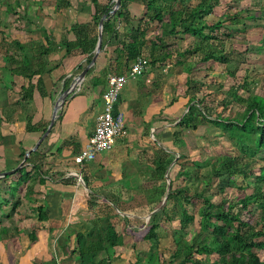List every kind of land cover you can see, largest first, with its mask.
Returning <instances> with one entry per match:
<instances>
[{
    "label": "crops",
    "instance_id": "crops-1",
    "mask_svg": "<svg viewBox=\"0 0 264 264\" xmlns=\"http://www.w3.org/2000/svg\"><path fill=\"white\" fill-rule=\"evenodd\" d=\"M109 1L97 0L102 5ZM126 9L132 22L118 25L114 44L98 54L93 70L78 83L80 89L68 92L49 132L29 153L30 161L23 163L27 151L41 137V127L49 124L65 83L71 87L87 64L86 54H66L63 46H57L47 58L59 64L42 75L46 91L42 96L36 87L38 75L29 79L13 72L26 55L15 42L46 44L47 36L58 45L63 38L73 40L71 26L90 21L94 5L92 0H0V172L14 170L0 176V264H81L76 260V233L86 231L88 220L101 215L106 205L112 207L111 213L118 214L114 217L119 220L116 227L123 235V244L115 249L112 264H119L123 257L127 264H133L129 252L134 257L137 246L130 237L140 234V239H133L138 246L147 241L143 235L153 210L146 217L131 209L153 207L158 200L148 202L152 189L169 184L170 179L178 185L180 164L201 161L197 158L201 142L197 147L195 139L191 146L185 137L198 126L183 128L178 124L193 94H172L177 82L186 85V74L170 62L149 63L142 75L128 79L116 104L124 113L126 133L114 141L110 150L81 164L74 161L93 133L110 73L104 84L93 86L91 80L108 65L117 40L125 39L137 24L144 3L130 0ZM156 33V22L150 23L147 37ZM31 54L37 55L35 49ZM78 65L83 68L78 69ZM29 82L34 85L32 99L22 100V87ZM28 119L36 126L34 130L26 129ZM165 157L172 161L164 182L156 177L155 170ZM202 172L198 169V174ZM150 246L146 244V251ZM100 257L101 254L97 258Z\"/></svg>",
    "mask_w": 264,
    "mask_h": 264
},
{
    "label": "trees",
    "instance_id": "trees-1",
    "mask_svg": "<svg viewBox=\"0 0 264 264\" xmlns=\"http://www.w3.org/2000/svg\"><path fill=\"white\" fill-rule=\"evenodd\" d=\"M114 1L110 0L102 5L97 0H92L94 12L91 20L71 26L70 30L75 36L73 40L63 38L58 45L47 36L46 44L39 43L34 46V44L15 42V45L26 55L13 72L29 79L38 75L36 87L44 96L46 91L43 87L42 75L49 73L59 64V62L52 64L47 58L53 49L63 46L66 54L79 51L86 54L85 60L88 64L95 51L98 23L102 16L105 18L102 23L101 51H106V46L114 44L118 37L119 24L123 21L126 24L132 22V17L126 9V4L130 0H121L120 6L112 12ZM141 1L144 3L142 16L137 19V24L129 29L125 39L117 40L118 45L114 47L108 65L101 70L99 76L92 78L91 83L93 86L104 84L108 73H125L137 56L147 59L148 65L170 62L173 67L186 74V92L189 93L191 87H194L195 92L187 101V110L179 120V126L195 128L198 126L197 119L201 118L218 128V134L228 137L235 146L236 153L223 152L201 161H184L176 174L181 178V183L174 186L173 179H170L169 184H161L160 187L150 191L154 197L150 195L148 202L158 200L162 204L153 209L148 220V230L143 235V239L149 241L151 246L143 254H136L133 264H207L204 258L198 255L207 256L214 252L220 257V264H264V258L261 259L254 251V249H264V218L251 223L246 217L255 213L257 209L264 211V176L261 173L255 174L251 167L252 155H262L264 158V88L263 94L252 91L256 80L246 71L237 85H232L226 90H221V83L214 82L216 85L214 90L222 93V97L216 102L217 107L220 108L218 109L207 105L205 101L207 93H203L200 97L196 95L197 91L203 87L209 88L211 85L193 75L197 70L208 71L222 67L223 74L235 76V66L224 48L226 37H231L234 30L233 27L225 24L226 22H230L231 25L242 23L234 29L244 31L245 22L256 18L252 13H247L245 17L233 13L216 21L208 20L207 16L215 7V3L211 0ZM256 3H259V0L252 1L253 5ZM153 22L158 26V33L147 37L148 28ZM185 35L193 38L192 45L180 48L170 44L169 38H183ZM32 49H35L37 55H30ZM196 54L200 57L194 61ZM93 65L88 68L87 74L93 70ZM82 68V65H78V69ZM66 84L65 88H67ZM33 88L31 82L23 86L21 99H32ZM235 104L241 107V111L233 116L230 113ZM227 110L228 116L224 113L228 112ZM47 126L48 122L43 124L41 134ZM35 128L36 126L28 119L26 129L31 131ZM28 155L23 163L30 161L31 154ZM171 161L172 159L168 160L165 157L156 167V177L164 182V174ZM34 166L38 167V165ZM198 169L203 170L201 175L198 174ZM262 169L264 165L260 170ZM200 176L203 186L199 189ZM237 176L243 180L239 185L236 183ZM250 177L254 178L252 183L247 181ZM233 185L240 190L250 187V191L234 202L225 198L215 202L207 193L212 187L221 193L225 187ZM164 196L165 200H163ZM170 200L175 206L171 212L176 215L178 221V227L174 228L173 232L185 233L198 216L199 229L209 235L207 240L199 242L197 238L190 241L173 238L172 249H168L167 252L160 250L158 247L160 226L156 218L159 215H163L165 220L173 218V215L166 210ZM105 207L108 208L101 215L97 214L88 220L86 231L76 233V260L81 264H112L115 249L123 244L122 232L116 227L117 219L114 218L118 214L111 213L110 205ZM100 254L102 257L98 259ZM166 254L169 256L165 257Z\"/></svg>",
    "mask_w": 264,
    "mask_h": 264
},
{
    "label": "rangeland",
    "instance_id": "rangeland-1",
    "mask_svg": "<svg viewBox=\"0 0 264 264\" xmlns=\"http://www.w3.org/2000/svg\"><path fill=\"white\" fill-rule=\"evenodd\" d=\"M252 1L256 2V0H211L212 3H215V7L213 8V11L207 16L208 20L216 21L218 19H223L226 15H232L233 13H238V15L243 16L247 13H252L256 19H254L253 21H246V28L244 31H238L234 29V27L241 26L242 23L237 25H231L230 22H226L225 24L233 27L234 30L232 32L231 37H226L224 48L226 49V51H228V55L232 59V64L235 66V76H230L225 73L223 74V72H221L222 67H220L219 69H213L208 71L197 70L193 72V75H196L197 79H200L201 81L209 83L211 85L209 88L203 87L200 91L196 92V95L198 97L203 95V93H207L205 101L209 107H217L216 102H218V100L222 97V93L217 90H214V87H216V85H214V82L221 83V90H226L232 85H237L238 82L241 81V78L244 75L245 71L256 80V85L255 87H252V91L263 94L262 89L264 88V0H259V3H256L254 5L252 4ZM225 31H228V29H225ZM192 43L193 38L186 35L183 38L170 39L171 45L180 48L188 47L189 45H192ZM199 57L200 55L196 54V56H194V61L198 60ZM175 71L176 72L173 73L176 74L177 70ZM186 90L187 87L182 83V81L181 83L177 82V86L175 87L174 91H172V94L174 95L176 94V92H178V94L183 95ZM193 90L194 87H191L189 89L191 94L194 92ZM217 108L220 109L219 107ZM240 111L241 107L235 104L232 106V111L230 114L235 116L240 113ZM224 113L228 116L229 111ZM197 120L198 127L196 131L190 130L187 134H185V137L188 145L190 144L191 146L194 144L195 139L197 142V147L200 146L199 141L201 142V150L197 152V154L199 153L197 155V158L199 160L223 152H228L232 154L236 153V150L234 148L235 146H233L231 143L232 141L229 140L228 137L218 134V128H216L213 124L209 122L203 121L201 118H198ZM263 165L264 158L262 157V155H252L251 167L252 171L255 174L261 173L264 176V169H262V171L260 170ZM253 179V177H250L247 181L252 183ZM242 181L243 180L241 179V177H236V183H238V185L241 184ZM12 185L16 184L13 183ZM200 185L202 187L203 184L200 183L198 185L199 189L201 188ZM174 186H177L176 182L174 183ZM15 188L16 187L13 186V192H15ZM249 191L250 187L240 190L235 187V185H233L225 187L223 192L221 193L212 187V189H209L207 193L210 194L212 200L215 202H218L222 198L234 202ZM162 202L164 201L162 200ZM161 204L162 203L157 202L153 205V207L138 206L136 208H132L131 211L138 215H146L147 217L155 206L157 207ZM174 207L175 206L170 200L167 204L166 210L169 214L173 215V218L171 220H165V218H163V215H159L158 218H156V220H159L160 226L158 228L160 235L158 247L160 248V250H164V252H167L168 249H172L174 247L172 242L173 238L175 240L185 239L189 241L194 238H197L199 242H203L209 238V235L207 233L200 231L198 225V216H196V220L194 221V223L188 226V229L185 233L173 232L174 228L178 227L176 215L171 212L173 211ZM246 217L250 220L251 223H254L256 221H259V219L264 218V211H261V209H257L255 213H251L249 216ZM118 221L119 220H117L116 222L117 224H119ZM143 221L146 222L147 220ZM144 228H147V226L145 225V227H142L143 231ZM142 230L141 232H143ZM130 238L132 239L133 245L137 246L136 251H134V257L136 254H143L144 251H146L147 249L146 244H148L149 242L144 241L141 245L138 246L136 241H134L133 239H140V234H135L133 237ZM254 251L259 255L261 259L264 258V249H254ZM129 253H132L131 257L132 259H134L133 252ZM168 256V254L165 255V257ZM198 257L204 258L207 264H220V257L215 252L207 256L198 255ZM126 259V257L120 258L119 264H127ZM114 261L118 262V259H114Z\"/></svg>",
    "mask_w": 264,
    "mask_h": 264
},
{
    "label": "built area",
    "instance_id": "built-area-1",
    "mask_svg": "<svg viewBox=\"0 0 264 264\" xmlns=\"http://www.w3.org/2000/svg\"><path fill=\"white\" fill-rule=\"evenodd\" d=\"M147 67V59L137 56L125 73L108 74L107 84L102 92V109L96 115L94 130L86 146L74 157L75 163L81 164L100 152L110 150L114 141L126 133L124 113L116 108V104L128 79L142 75ZM77 85L73 88L75 92L80 89Z\"/></svg>",
    "mask_w": 264,
    "mask_h": 264
},
{
    "label": "water",
    "instance_id": "water-1",
    "mask_svg": "<svg viewBox=\"0 0 264 264\" xmlns=\"http://www.w3.org/2000/svg\"><path fill=\"white\" fill-rule=\"evenodd\" d=\"M121 4V0H115L114 1V5L112 8V12H114ZM105 16H102V18L100 19L99 23H98V34H97V42H96V46H95V51L94 54L90 60V62L86 65V67L75 77V82L72 83V87H67L62 95H60V97L57 99V101L55 102V105L53 107V111H52V115L49 121V124L46 128V130L43 132V134L41 135V137L38 139V141L35 143V145L33 146L32 149L28 150L26 155H28L31 151L36 150L39 143L43 140V138L47 135V133L49 132L50 128L52 127L54 120L56 119L57 113L59 108L61 107L63 101L65 100L67 94L69 91L73 90V88L77 85L78 82H81V80L84 78L88 68L95 62L98 54L101 51V44H102V23L104 20ZM14 172V170H10V171H5V172H0V176H6V175H10Z\"/></svg>",
    "mask_w": 264,
    "mask_h": 264
}]
</instances>
